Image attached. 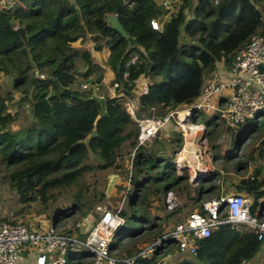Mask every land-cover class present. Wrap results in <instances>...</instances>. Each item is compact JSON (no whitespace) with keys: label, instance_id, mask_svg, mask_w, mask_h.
Masks as SVG:
<instances>
[{"label":"trees","instance_id":"obj_1","mask_svg":"<svg viewBox=\"0 0 264 264\" xmlns=\"http://www.w3.org/2000/svg\"><path fill=\"white\" fill-rule=\"evenodd\" d=\"M106 14H113L135 39L133 46L107 25ZM166 14L168 18L158 29L149 26V19L159 20ZM16 28L23 30L25 42ZM255 32H264V0H15L11 7L0 9V178L10 184L20 203L36 202L44 208L59 194L76 187L68 202L54 211L52 224L57 228L74 210H79L80 218L93 214L94 206L105 198L103 189L80 182L85 173L118 169L122 155L131 153L128 187L123 194L126 203L117 211L123 223L109 243L111 254L121 257L113 251L125 237L155 227L150 238L161 232L159 225L148 221L146 183H152L153 191L163 200L174 190L184 195L185 205L191 207L198 200L199 209V196L212 192V185L202 188L199 182L191 184L182 169L181 174L175 172L179 168L155 145L159 132L136 145V125L124 107V101L132 98L135 81L146 79L145 91L136 95V115L163 117L168 110L192 102L205 75L214 72L217 64L228 67L233 54ZM76 40L79 47L72 45ZM102 49L108 51L103 65L90 55V50ZM131 55H135L133 61ZM105 67L112 72L109 85L115 82L121 96H109L105 88L103 98L97 99L79 88L84 80L101 84ZM2 81L7 87H2ZM13 92L18 93L19 101L14 100ZM20 101L28 108L25 124L16 123V108L10 111ZM203 125L208 139L222 131L216 130L215 114L206 115ZM256 128L244 129L241 141ZM181 140L175 133L174 150L181 147ZM259 148L260 156L264 155V129ZM228 155L231 160L236 153ZM88 157L96 163H89ZM234 166L246 168L239 160ZM211 178L212 174L205 177ZM239 184L252 197L249 212L254 215L257 199L264 196V178L253 175L240 179ZM143 188L147 189L143 192ZM191 188L197 190L196 199L189 192ZM138 192L145 202L137 200ZM174 210L165 212L164 219ZM78 220L60 232L78 231L74 226ZM136 222L140 226L129 233L128 227ZM194 243L196 254L175 264H242L262 245L253 231L230 223L219 224ZM173 250L174 246L166 247L170 255ZM87 258L84 251L69 252L64 264H86ZM159 258L155 253L135 258L133 264H155Z\"/></svg>","mask_w":264,"mask_h":264},{"label":"built area","instance_id":"obj_2","mask_svg":"<svg viewBox=\"0 0 264 264\" xmlns=\"http://www.w3.org/2000/svg\"><path fill=\"white\" fill-rule=\"evenodd\" d=\"M14 1L0 0V9L11 7ZM148 23L153 29H158L161 25L160 19L155 18L149 19ZM134 59L135 55H131L130 61ZM38 76L41 77L40 74ZM134 85L139 93L144 92L146 79H137ZM116 86L115 82L108 85L107 95L121 96L116 91ZM79 88L88 90L97 99L104 96L100 83L84 80L79 83ZM124 107L136 125V145L150 141L170 122L181 135L182 144L179 149L183 147L189 133L197 147L204 142L205 127L202 122L190 121L192 116L197 118L200 114H215L217 122L225 128L242 126L248 120L261 118L264 116V32L252 33L233 54L227 67V77L221 78L214 72L205 75L198 94L189 104L172 108L163 117L137 116L136 103L131 98L124 101ZM193 152L195 157L200 154L199 149H193ZM131 155L130 153L129 159ZM262 199L264 200V196ZM250 203L249 196L238 192L204 200L200 210L186 212L159 235L138 246L133 254L121 257L113 256L109 251L111 236L123 223V218L117 212L119 207L110 209L96 204L94 213L97 217H93L82 240L77 239L74 234L60 232L52 222L45 223L39 215L35 228H29L20 221L0 219V264H17L24 249H32L39 254H53L48 264H64L66 253L76 251L88 254L86 264H133L135 258H146L155 253L160 258L170 257V253L166 251L168 245L174 246L176 252L192 257L196 254L195 239L207 237L221 223L253 231L256 239L264 242V218L250 214ZM164 205L168 209L175 208L173 192H167ZM220 205L222 211H219ZM86 217H81L74 226L78 228ZM261 259L264 261V247ZM242 264H248V261H243Z\"/></svg>","mask_w":264,"mask_h":264},{"label":"rangeland","instance_id":"obj_3","mask_svg":"<svg viewBox=\"0 0 264 264\" xmlns=\"http://www.w3.org/2000/svg\"><path fill=\"white\" fill-rule=\"evenodd\" d=\"M157 3H162L163 0H156ZM170 7L169 9H172L173 6L169 4ZM8 85V84H7ZM7 85L2 81V87L5 88ZM136 87V86H135ZM133 88L132 92V98L136 101V95L139 93L137 88ZM12 97L16 101L18 99V93L13 92ZM19 101V99L17 100ZM134 101V102H135ZM18 105V106H17ZM17 105L12 106L10 111H13V109L16 108L17 110V120L16 123L19 124H25L28 119V108L27 106L20 101ZM204 118H206V115H198L196 120L197 122H202L204 121ZM190 121L192 120V117L189 119ZM193 121V120H192ZM166 126L162 128L159 131V137L156 139V147H159L162 149L164 152L165 156H170L171 162L173 165L176 167L174 161L176 158L177 150H174V145H173V140L175 137V133H178V129L172 125V123L168 122L165 124ZM256 125L258 128H256V131L249 135L247 140L241 141L242 136L244 135V129L247 127H251ZM12 127H15V124L12 125ZM222 128V131L220 132V135H212L211 139H208V137L204 133V142L200 145V147H197L196 144L194 143L191 149H187L189 151V155L186 154V161L185 163H181V166L185 167H176L179 168L175 172L177 174H181L183 171L185 173L189 174L190 176V170H189V165H198V161L196 157H198L201 161V159L204 157L207 159V162L210 161L211 166H215L216 168H222L223 170L225 169L226 172H231V177L236 176H242V175H249L250 173H253L255 170V165L256 162H259V164H262V167L264 166V155L260 156V151H259V140L262 134V131L264 129V116L261 118H258L257 120L252 119L246 121L244 125H239L231 128H225L223 127L219 122L216 127V130H219ZM222 135V138H221ZM241 141V146L239 148H236L237 143ZM182 142V140H181ZM150 143V142H149ZM198 143V142H196ZM154 147V143H151ZM193 149H199L200 150V155L197 154V156H194ZM203 149V150H202ZM236 156L234 159L228 160V154H235ZM176 154V155H175ZM209 158V159H208ZM236 160H239L240 162H245L246 166H249L250 168L244 169V168H235L234 163ZM87 161L89 163H96V159L93 157H88ZM130 159L128 154H123L122 155V164L118 169H93L89 172H86L83 178L80 180V182H84V184H93V186L96 189L104 190V195L105 198L98 202V205H104L110 209H114L116 207H119L121 205V208L124 207L126 203V198L127 196L125 194V189L128 187V182H127V172L129 169V164ZM183 171H182V170ZM212 169V167H211ZM237 170H240L238 173ZM207 173H210V171H203V173L200 174V176H197L198 178H195L197 182H199L203 177L207 176ZM111 175H115V178L112 180V184L108 192H105L106 189V184ZM219 178V177H218ZM236 177H234L235 179ZM216 180V178H215ZM219 180V179H218ZM226 179H223L225 181ZM231 181V178H228L227 181ZM223 185V192H226L225 188H227V185ZM146 186L149 188L146 190L144 194V199L148 202V209L149 213L147 214L149 219L148 221L151 222L153 221L157 225H159L161 232L168 226H170L173 222L177 221L178 219L182 218L185 213L189 210L193 209H199V201L196 200L195 204L193 206L185 205V198L182 193H177L173 190L174 192V198L176 200V206L173 214L169 216L166 220L164 219L163 215L165 212L171 211L173 209H168L164 208V200L161 198L160 194H157L155 191H153V184L152 183H146ZM229 186V185H228ZM76 187H71L68 189L66 192H64L62 195L59 194L56 197V200L50 204L48 208L42 207V205H39L36 202H30V203H20L14 191L10 187V184L0 178V219L4 220H10V221H20L27 225L29 222H32L37 224V215L42 217V220L45 223H50L52 222V219L54 217V211L59 208L60 204H66L68 200L70 199V195L72 191L75 190ZM144 189L143 188V192ZM192 189V188H191ZM189 190L191 196L196 199L197 198V190L194 188L192 190ZM142 194V192H138V195ZM139 198V199H138ZM137 200H141L142 196L139 195ZM207 198V197H205ZM203 198L201 201H204ZM143 199V198H142ZM143 199V202L145 200ZM207 200V199H205ZM200 201V202H201ZM260 204L259 202L255 203L254 209L257 213V210L259 208ZM79 210H74L70 216H67V218H63L62 221L57 225V229L64 230L75 221L78 220L80 217ZM88 214V213H87ZM91 214V213H89ZM256 215V214H255ZM92 217L96 218L97 215L96 213L91 214ZM257 216V215H256ZM154 217V218H153ZM140 226L139 222L130 224L128 227L129 233H132L136 228ZM156 229V227L153 230H143L141 233L137 234L134 237H125L124 240H122V243L120 244L119 248L116 250L118 251H113L115 253L114 255L122 256L126 255L127 253L133 252L138 246L148 242L151 240L149 236L150 234ZM160 232V233H161ZM71 234H74L75 237L79 240H82L84 238L85 233L84 232H78L75 230H71ZM157 236V235H156ZM25 252V249L22 251V254ZM117 252V253H116ZM150 257V256H149ZM147 257V258H149ZM188 257L184 253H179L175 252L174 250L171 251L170 257L165 261L164 264H175V262L179 259L186 258Z\"/></svg>","mask_w":264,"mask_h":264},{"label":"crops","instance_id":"obj_4","mask_svg":"<svg viewBox=\"0 0 264 264\" xmlns=\"http://www.w3.org/2000/svg\"><path fill=\"white\" fill-rule=\"evenodd\" d=\"M154 1L157 2L156 0H154ZM167 18H168V14L163 15L160 18V22L166 20ZM84 44H85V46L90 48V44H89L88 41H86ZM72 45L75 46V47H79L81 44H80L79 40H76V41H74L72 43ZM107 54H108L107 49H102L100 51H92V50H90L91 57L95 61L100 63L101 65H103V62H104ZM214 73H217V75H219L221 78H225V77H227V67L222 66L221 64H217L216 67H215ZM111 79H112V72L105 67L104 71H103V74H102V80H101V84H102L101 86L103 87V89H105L109 85V82L111 81ZM139 80H144L145 81V79H143V78H139ZM133 101H135V100L133 99ZM135 103H137V100L135 101ZM204 157L201 159V161H200V159L198 157H196V159H197L199 164L205 165V167L207 169V170L205 169V171H208V172L210 171V173H207V175L212 174V178H211V181H209V180H206L205 177H203L199 181V183H201L202 188H205V189L208 186L212 185V192L210 191V192H205L204 194H201V196H199V200H202L205 197H207L205 199L217 198V197H220V196H222L224 194L238 192V193H241V194H245L246 196H249L250 200L252 201V197L250 195L246 194L242 189H240L238 187L240 185L239 182H240V179H243V178H246V177L250 178L253 175L257 179H263L264 178V166L262 167V164H259V162H256L255 165H257V166L255 167V170H254L253 173H250L249 175H242V176L234 175V177H236L234 179V177H231V174H232L231 172H226L225 169L223 170L222 168H216L215 166L214 167L211 166L210 161L207 162V159L204 158ZM211 167H212V169H211ZM248 168H250V167L246 166V168H244V169H248ZM202 171H204V170H202ZM239 171L240 170H237L236 173H238ZM201 173H203V172H199V174H201ZM215 178H216V180H215ZM228 178H231L232 180L231 181L230 180L227 181ZM223 179H226V180L223 181ZM187 180L191 184L197 183V180L195 178L191 179L189 177V174H188ZM222 184H224L225 186L227 185V188H225V190H227L226 192H223L224 188H223ZM173 195H175V194L173 193ZM262 197L263 196H261V197H259L257 199V202H259V204H260V206H259V208L257 210V213H256L255 209H254V212H253L254 215L256 214L260 218H264V204L261 205V202L264 201L262 199ZM88 215H89V213L85 214V217L88 216ZM27 226L29 228H35V227H37V224L34 221V223L29 222L27 224ZM78 232L79 233L81 232V230H79V227H78ZM263 247H264V242H262V245H261L259 251L250 260H248V264H264V261H262V259H261V252H262V248ZM52 257H53V254H39L36 251H34L32 249H29V250H25V252L22 254L21 258L18 260L17 264H33L35 262L48 264L49 260Z\"/></svg>","mask_w":264,"mask_h":264},{"label":"water","instance_id":"obj_5","mask_svg":"<svg viewBox=\"0 0 264 264\" xmlns=\"http://www.w3.org/2000/svg\"><path fill=\"white\" fill-rule=\"evenodd\" d=\"M105 20H106V23L107 25L115 30L116 32H118L120 34V36L122 38L125 39L126 43L128 46H133L134 43H135V39L131 36H129L125 31L124 29L122 28V26L120 25V23L117 21L116 17L113 15V14H106L105 15ZM16 32L19 34L21 40L23 42H25V36L23 34V30L21 28H16L15 29ZM259 70H260V67H259ZM204 131V130H203ZM95 133L94 130H91L90 132V135H93ZM200 174H198L197 176H199ZM197 176L195 178H197ZM115 178V175H111L107 181V184H106V189H105V192L107 193L108 190L110 189L111 187V184H112V180ZM93 217L91 215H88L85 219H83L79 225V230H81V232H86L91 221H92ZM169 257H161L159 258L155 264H164L165 261H167Z\"/></svg>","mask_w":264,"mask_h":264},{"label":"bare ground","instance_id":"obj_6","mask_svg":"<svg viewBox=\"0 0 264 264\" xmlns=\"http://www.w3.org/2000/svg\"><path fill=\"white\" fill-rule=\"evenodd\" d=\"M191 131V130H190ZM193 140L191 139V136H190V133L188 135H186L185 137V142H184V145L183 147L180 149L179 151V154L178 152L176 154V158H175V163L178 164V165H182L181 163L183 162V160H186V154L189 155V151H187V149H191V147L193 146ZM184 166V165H183ZM206 167L205 165H201V164H198V165H193V164H190L189 165V172H190V178L193 179L195 178L199 172H203L202 170H205ZM207 170V169H206ZM206 172V171H205ZM198 178V177H197Z\"/></svg>","mask_w":264,"mask_h":264}]
</instances>
